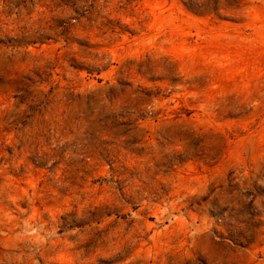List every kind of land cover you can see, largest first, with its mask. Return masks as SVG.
I'll list each match as a JSON object with an SVG mask.
<instances>
[{"label": "rangeland", "instance_id": "obj_1", "mask_svg": "<svg viewBox=\"0 0 264 264\" xmlns=\"http://www.w3.org/2000/svg\"><path fill=\"white\" fill-rule=\"evenodd\" d=\"M0 264H264V0H0Z\"/></svg>", "mask_w": 264, "mask_h": 264}]
</instances>
